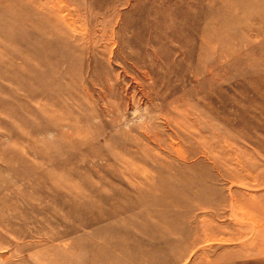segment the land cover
I'll return each instance as SVG.
<instances>
[{
  "label": "rangeland",
  "instance_id": "rangeland-1",
  "mask_svg": "<svg viewBox=\"0 0 264 264\" xmlns=\"http://www.w3.org/2000/svg\"><path fill=\"white\" fill-rule=\"evenodd\" d=\"M0 264H264V0H0Z\"/></svg>",
  "mask_w": 264,
  "mask_h": 264
},
{
  "label": "bare ground",
  "instance_id": "bare-ground-1",
  "mask_svg": "<svg viewBox=\"0 0 264 264\" xmlns=\"http://www.w3.org/2000/svg\"><path fill=\"white\" fill-rule=\"evenodd\" d=\"M207 35V41H204L203 42V52H204V55H203V58H204V61L203 62H207V60H208V58H209V51L211 52V50H210V43H211V40H210V35L209 34H206ZM207 59V60H206ZM147 77H150V76H147ZM140 90V89H139ZM203 95V94H202ZM139 96L141 97V99L142 100H145V99H147L148 97H149V91L146 89V87H143V88H141V91H140V93H139ZM204 96V95H203ZM206 99V98H205ZM204 99V100H205ZM132 100L134 101V95H131V97L127 100V106H130L131 104H132ZM139 101V100H138ZM174 103H175V105L173 106L174 107V109H172V108H170V112L172 113V115H175V114H178V113H183V118H182V123H183V125H186V127H189L191 130H192V132L193 133H196V131H199V130H203V128L205 127V128H208V127H210V122L208 121V120H206V123H202V121H200V124H201V126L200 125H198L197 124V119H195L193 116H188L189 117V119H186L184 116H185V114L186 113H188L189 112V110H193L194 109V107H192L191 108V106H190V103L189 102H185V101H183V100H181V99H179V98H176L175 100H174ZM208 103V102H207ZM173 104V103H172ZM210 105V104H209ZM163 110V109H162ZM169 110V109H168ZM201 111H203V109L201 110ZM192 112H194V113H196V114H198L197 112H195V111H191V113ZM204 112V114H205V117H207V112L208 111H203ZM200 113H202V112H200ZM164 114H166V119H168L167 121H168V123L170 124V126H169V128L170 129H172L173 130V128H171V126H172V123H173V121H172V119H171V116L172 115H168L169 113H164ZM195 114V115H196ZM203 113H202V115H204ZM180 115V114H179ZM178 115V116H179ZM199 115V114H198ZM181 116V115H180ZM169 117V118H168ZM200 116H198V118H199ZM204 117V116H203ZM175 118V117H174ZM173 118V119H174ZM196 118H197V115H196ZM201 118H202V116H201ZM176 119H178V118H176ZM200 119V118H199ZM175 122H176V120H175ZM174 122V123H175ZM182 126V125H181ZM188 128V129H189ZM176 131V130H175ZM185 131H186V129H185ZM205 132V131H204ZM193 133H189L191 136L193 135ZM198 135V134H197ZM153 137V136H152ZM172 137V136H171ZM182 136H178V138H179V142L176 144V148H180V154L182 155L183 153H182V149H181V147H183L184 146V139H182L181 138ZM201 137V136H200ZM204 137H206L205 135H204ZM203 138V137H202ZM153 139V138H152ZM154 139L156 140V141H162L163 140V137L162 136H160V135H158V134H156V136L154 137ZM193 140H194V138H193ZM154 141V140H153ZM209 142H210V140L208 141L207 140V137L203 140V142H201L202 143V147H203V149H204V152H203V154H204V157L206 158V159H208V157L210 156V154H211V147L209 146ZM225 142V141H224ZM177 155V154H176ZM187 155V154H186ZM186 155L184 156V157H180L179 159H182V161L183 162H187V157H186ZM186 157V158H185ZM224 177V176H223ZM199 187V186H198ZM214 188V187H213ZM210 189V188H209ZM197 191V190H196ZM211 191V190H210ZM204 192V191H203ZM211 192H213V191H211ZM205 193V192H204ZM223 194V193H222ZM224 196V195H223ZM230 197H231V204H233V205H236L238 202H237V200H236V196L234 195V193L232 194V195H229ZM213 197V196H212ZM221 197V196H220ZM219 197V198H220ZM224 199V198H223ZM220 200V199H219ZM221 201V200H220ZM222 205V204H221ZM238 205V204H237Z\"/></svg>",
  "mask_w": 264,
  "mask_h": 264
}]
</instances>
